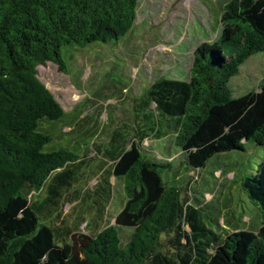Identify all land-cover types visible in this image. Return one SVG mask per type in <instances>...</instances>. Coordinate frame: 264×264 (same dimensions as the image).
I'll list each match as a JSON object with an SVG mask.
<instances>
[{"label": "trees", "instance_id": "obj_1", "mask_svg": "<svg viewBox=\"0 0 264 264\" xmlns=\"http://www.w3.org/2000/svg\"><path fill=\"white\" fill-rule=\"evenodd\" d=\"M137 8L138 0H0V264H264V159L241 181L257 209L244 225L220 215L208 222L209 202L192 195L189 176L182 194L164 178L173 159L199 171L247 141L264 147V77L240 96L227 86L247 58L264 53V0H228L218 38L196 46L188 78L157 77L105 143L83 142L84 153L94 146L103 159L93 187L85 188L84 153L60 142L45 149L68 120L37 67L65 71L64 48L71 59L124 39ZM99 127L83 136L98 137ZM160 140L175 152L147 158ZM112 177L122 194L107 215ZM82 191L92 198L87 232L61 214Z\"/></svg>", "mask_w": 264, "mask_h": 264}, {"label": "rangeland", "instance_id": "obj_2", "mask_svg": "<svg viewBox=\"0 0 264 264\" xmlns=\"http://www.w3.org/2000/svg\"><path fill=\"white\" fill-rule=\"evenodd\" d=\"M227 1L138 0L135 26L124 39L112 45L96 42L84 50H74L71 59L64 48L65 71L51 62L39 65L38 78L64 109L68 120L58 138H54L45 149H53L60 142L81 154L85 152L84 144L105 143L121 125L122 118L132 119L137 99L153 80L162 75L188 78L196 46L218 38L220 15ZM263 77L264 53L256 52L239 66L227 86L233 96H240L256 89ZM97 127L98 137L87 140L83 136ZM74 141L84 144L75 145ZM167 146L161 140L150 143L146 148L147 158L151 159L158 153L167 154L169 150L175 152V146ZM100 153L92 146L81 157L83 174L88 179L85 188L90 189L96 182L97 178L92 173L97 171L100 160H103ZM263 159L264 147L247 141L243 150L213 156L199 171L187 172L184 166L179 165V160L173 159V169L168 170L164 178L168 185L177 187L182 194L180 187L189 176L192 195L203 193L209 202L205 208L208 222L212 223L220 215L226 223V219L231 218L232 222L244 225L243 222H249L257 209L242 188L241 181L243 177L255 174ZM111 182L115 192L107 215L118 211L122 194V187L114 177ZM45 192L44 187L40 195H45ZM85 197L82 191L79 197L66 202L61 210L69 226L75 221H84L79 228L83 232L88 231L86 222L90 220V213L87 206L91 205L92 199ZM235 218H241L242 222H236ZM107 219L109 224L114 223L110 216Z\"/></svg>", "mask_w": 264, "mask_h": 264}]
</instances>
